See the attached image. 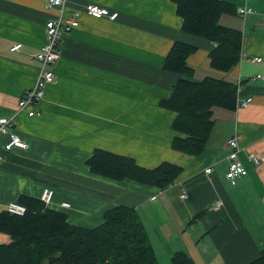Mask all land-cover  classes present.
I'll use <instances>...</instances> for the list:
<instances>
[{"label": "crops", "instance_id": "crops-1", "mask_svg": "<svg viewBox=\"0 0 264 264\" xmlns=\"http://www.w3.org/2000/svg\"><path fill=\"white\" fill-rule=\"evenodd\" d=\"M65 1L66 11L92 3L117 16L81 14L79 26L60 40L40 115L23 114L14 127L26 147L6 151L7 136L0 135V211L20 195L39 198L48 186L54 195L47 207L63 212L72 225L93 228L114 206L132 207L158 264H168L176 251L194 264H246L257 258L264 248V162L253 165L246 152L264 155V79L253 78L264 76V0H225L234 10L218 22L241 34L238 60L227 71L210 65L216 40L182 32L171 0ZM47 2L0 0V117L16 109L35 81L39 62L33 55L44 43L46 19L56 13L46 9ZM243 6L251 9L244 18L238 13ZM92 21L113 27L118 38L95 39ZM175 40L196 48L186 58L192 69L187 74L162 69ZM16 42L21 48L11 51ZM69 45L71 53H64ZM205 77L236 85V98L252 101L235 109L212 106L204 149L190 154L172 147L180 135L171 128L176 113L160 101L170 97L179 79ZM234 134L240 136L236 157L244 174L231 184L225 178L226 140ZM94 149L131 157L145 168L166 161L182 171L164 189L113 180L90 171L86 160ZM209 166L212 172L204 173ZM182 192L186 199L179 198ZM9 241L0 231V243Z\"/></svg>", "mask_w": 264, "mask_h": 264}, {"label": "trees", "instance_id": "trees-1", "mask_svg": "<svg viewBox=\"0 0 264 264\" xmlns=\"http://www.w3.org/2000/svg\"><path fill=\"white\" fill-rule=\"evenodd\" d=\"M171 1L182 18V32L216 40V47L208 53L211 67L229 70L238 60L241 34L218 21L221 14L234 10L232 4L225 0ZM195 49L175 40L162 69L189 73L192 69L186 58ZM236 99V85L223 79H179L170 97L160 101L161 106L176 113L171 128L180 135L172 139V147L200 153L208 137L210 122L206 116L210 108L235 109ZM86 164L94 174L113 180L129 178L160 189L168 187L182 171L181 166L166 161L145 168L131 157L102 149H94ZM17 201L26 207L23 215L0 211V231L10 236L8 243H0V264H158L145 227L132 207L114 206L104 214L101 224L85 228L70 224L63 212L46 207L39 198L20 195ZM168 264L194 262L184 252L176 251ZM246 264H264V248Z\"/></svg>", "mask_w": 264, "mask_h": 264}, {"label": "built area", "instance_id": "built-area-1", "mask_svg": "<svg viewBox=\"0 0 264 264\" xmlns=\"http://www.w3.org/2000/svg\"><path fill=\"white\" fill-rule=\"evenodd\" d=\"M65 3V0H48L46 3V9L51 10L56 8V13L46 19L44 23V43L33 55L39 62V69L35 81L33 85L29 86L20 95L16 109L9 116L0 117V135L7 136V141L3 144V149L6 151L15 147H26L25 141L15 132L14 127L18 124V119L23 114L28 117L40 115V111L37 108L45 98L46 86L54 80L53 67L60 55L59 44L62 37L69 33L73 28L79 26L82 13L92 17L108 16L109 19H115L117 16L116 12L109 13L106 8L92 3L84 5L81 10L66 11ZM238 13L244 18L245 15L251 13V9L243 6L239 9ZM262 20L264 21V15L262 16ZM21 46L22 44L20 42L13 43L10 50L18 51ZM251 60L259 62L261 61V57H252ZM48 66H50V69ZM253 78L264 79V76L255 75ZM251 101L252 97H246L241 101L236 99L235 108L246 107ZM239 139L240 136L234 134L226 140V147L228 148V164L225 171V178L231 184H235L244 174V166L236 157L241 149ZM246 158L253 165H259L264 162V155L257 154L254 151L246 152ZM1 160L2 157L0 155V162ZM211 172L212 167L210 166L204 169V173L206 174H210ZM53 195L54 190L46 186L42 189L39 199L47 207L51 205ZM187 197L188 195L186 192L179 194L180 199H186ZM61 205L63 207L69 206L66 202L61 203ZM5 210L11 215L20 216L26 212V207L18 201H11L7 203Z\"/></svg>", "mask_w": 264, "mask_h": 264}, {"label": "rangeland", "instance_id": "rangeland-1", "mask_svg": "<svg viewBox=\"0 0 264 264\" xmlns=\"http://www.w3.org/2000/svg\"><path fill=\"white\" fill-rule=\"evenodd\" d=\"M92 22H93V26H91L90 30L95 32V39L118 38V32L113 27L110 26L104 27L105 24L102 21L99 22L92 21ZM64 53H68V54L71 53L70 45L67 47ZM172 254L170 256H172Z\"/></svg>", "mask_w": 264, "mask_h": 264}]
</instances>
